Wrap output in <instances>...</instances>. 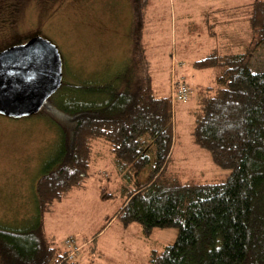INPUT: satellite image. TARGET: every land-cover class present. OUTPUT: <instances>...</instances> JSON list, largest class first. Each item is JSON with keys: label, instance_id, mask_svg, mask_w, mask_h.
Returning <instances> with one entry per match:
<instances>
[{"label": "trees", "instance_id": "trees-1", "mask_svg": "<svg viewBox=\"0 0 264 264\" xmlns=\"http://www.w3.org/2000/svg\"><path fill=\"white\" fill-rule=\"evenodd\" d=\"M136 1V11L147 10L150 0ZM249 9L248 48L213 49L193 61L195 69H222L215 86L199 88L197 97L186 82L189 101H195L192 140L227 174L185 180L171 168L174 114L181 102H172L171 86L170 93L161 92L151 74L139 76L131 66L123 79L124 74L112 77L100 86L66 83L62 95L41 109L56 125L59 140L36 182V220L24 227L0 224V264H84L79 255L87 241L74 235L56 241L46 232L45 218L86 186L97 146L113 150L122 179L118 190L125 196L98 234L118 218L125 226L140 223L147 236L156 229H177L174 242L151 251V264H264V70L253 65V57L264 54V0H255ZM143 49L137 33L133 57ZM92 96L94 103L85 104ZM149 166L147 180L140 183ZM101 196L114 193L102 189ZM96 236L88 242L97 241ZM71 238L82 246L76 259H69L72 248L65 245ZM88 242L87 250L92 247Z\"/></svg>", "mask_w": 264, "mask_h": 264}, {"label": "rangeland", "instance_id": "rangeland-1", "mask_svg": "<svg viewBox=\"0 0 264 264\" xmlns=\"http://www.w3.org/2000/svg\"><path fill=\"white\" fill-rule=\"evenodd\" d=\"M226 2L236 3L235 0H150L147 12L140 17V11L135 9L136 0H0V50L41 35L59 47L63 85L100 86L124 74L123 79L132 66V72L139 76L151 74L155 86L164 94L170 91V86L172 91L174 79L182 77V81L188 80L197 97L199 88L215 86L222 69L199 70L192 67V62L225 42L227 37L224 39L223 33L228 30L229 40L236 37L234 52L245 51L252 37L245 19L250 9L235 15L210 11ZM215 20L222 22L216 24ZM213 31L215 37L209 34ZM136 32L140 33L144 49L142 55L133 57ZM262 55L253 57L256 69L264 70ZM64 91L62 86L51 98L60 97ZM93 99L95 96L84 103L93 104ZM194 106L192 100L175 108L171 168L180 171L185 180H216L227 172L214 165L209 151L193 142L191 109ZM50 119L42 110L23 118L0 114L2 227H24V222L31 224L36 220V182L55 156L59 140L56 125ZM97 147L86 186L58 203L55 211L45 218L46 232L53 234L56 241L74 235L88 242L123 205L125 196L118 190L121 186L118 181L122 179L112 155L106 152V147ZM149 172L150 166L141 172L140 183L147 180ZM102 189L114 196L102 197ZM159 230L162 229H156L150 238L152 234L147 236L140 223L125 226L123 219L118 218L96 236L97 241L91 244L89 241L87 246L97 247L100 252L101 248H108L105 250L106 257H110L108 264H151L149 248L161 250L172 243L169 241L172 235L166 234L164 237L169 240H163L161 247L156 246ZM81 244L85 249L86 245ZM83 256L80 253L79 258Z\"/></svg>", "mask_w": 264, "mask_h": 264}, {"label": "water", "instance_id": "water-1", "mask_svg": "<svg viewBox=\"0 0 264 264\" xmlns=\"http://www.w3.org/2000/svg\"><path fill=\"white\" fill-rule=\"evenodd\" d=\"M59 47L35 35L0 51V114L23 118L37 114L63 86Z\"/></svg>", "mask_w": 264, "mask_h": 264}, {"label": "crops", "instance_id": "crops-1", "mask_svg": "<svg viewBox=\"0 0 264 264\" xmlns=\"http://www.w3.org/2000/svg\"><path fill=\"white\" fill-rule=\"evenodd\" d=\"M235 1H236V3H233V2H230V3L228 2L227 3L226 2L222 6L215 7V8H213L210 11L213 12V13L231 12L232 15H235V14H239L241 10H246V12H248L249 4L252 3L251 0H235ZM145 12H147V10H145L143 13L140 11L139 12V14H140L139 16L143 17L145 15ZM245 19L247 20V17ZM215 21H216V24H219L220 22H222V21L219 22L218 20H215ZM226 22H228V21H226ZM212 25H214V24H212ZM208 26L210 27V23H209ZM248 28H249V36H252V31L250 29V26ZM229 32L230 31L228 30L227 32L223 33L224 34V39H226V37H227V40L225 42L223 40L222 44L220 46L217 44V46L212 47L211 50L220 49L221 51H225V52H234L232 50V48H233V46L235 44V43L233 44V40H235L236 37L233 36L232 40L231 39L229 40V36H228ZM209 34L211 36L213 35L214 37L216 36V32L215 31L209 32ZM251 38L252 37H250V40H251ZM187 65H188V63L185 64L184 66H187ZM187 82H188V80H187ZM188 85L191 87V85L189 83H188ZM106 152H108L109 154L111 153L112 161L115 162V156L113 154L114 152H113V150L110 149L109 146H106ZM109 159L111 160V157ZM102 232H100V233H102ZM157 233H158V237H155L156 241H157L156 246L161 247V242H163V240H166V241L169 240V239L165 238L164 235H166V234L168 235L169 234L170 237L172 235L173 238H171V240H169V241L170 242H174L176 237H177L178 230L177 229H162V230L157 231ZM152 236H153V234L150 236V238ZM85 249H84L85 252H84V257H83L84 264H108L107 261L109 260L110 257H106V251H105L108 248H101V252L99 251L100 249L97 250V247L94 248L93 246L92 247L90 246V248L88 250L87 249L85 250ZM149 249L152 251L155 248H149ZM97 251L100 252V254H99V258L100 259L97 258V255L99 253ZM89 255H90V257H88Z\"/></svg>", "mask_w": 264, "mask_h": 264}, {"label": "built area", "instance_id": "built-area-1", "mask_svg": "<svg viewBox=\"0 0 264 264\" xmlns=\"http://www.w3.org/2000/svg\"><path fill=\"white\" fill-rule=\"evenodd\" d=\"M182 77L174 79L172 81L171 99L173 103H186L190 100L191 90L186 82L181 80ZM68 248H72L69 254V259H76L82 246H78L76 243L73 245V240L68 239L65 242Z\"/></svg>", "mask_w": 264, "mask_h": 264}, {"label": "flooded vegetation", "instance_id": "flooded-vegetation-1", "mask_svg": "<svg viewBox=\"0 0 264 264\" xmlns=\"http://www.w3.org/2000/svg\"><path fill=\"white\" fill-rule=\"evenodd\" d=\"M27 41V40H26ZM26 41H24V42H21V43H18V44H22V43H25ZM16 45V44H15ZM13 46V45H12ZM8 48V47H7ZM3 50V49H2ZM1 51V50H0Z\"/></svg>", "mask_w": 264, "mask_h": 264}]
</instances>
